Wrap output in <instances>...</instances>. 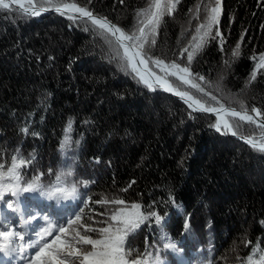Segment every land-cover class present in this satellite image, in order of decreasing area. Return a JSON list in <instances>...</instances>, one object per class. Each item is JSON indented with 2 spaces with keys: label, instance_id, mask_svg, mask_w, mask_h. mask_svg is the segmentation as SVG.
Wrapping results in <instances>:
<instances>
[{
  "label": "trees",
  "instance_id": "16d2710c",
  "mask_svg": "<svg viewBox=\"0 0 264 264\" xmlns=\"http://www.w3.org/2000/svg\"><path fill=\"white\" fill-rule=\"evenodd\" d=\"M33 1L40 6V0ZM63 2L87 7L126 33L136 29L138 11L149 4ZM210 4L215 0H179L171 15L163 16L155 45L145 47L147 54L166 64L186 65L187 53H180L193 43ZM16 9L11 5V10H0V153L6 158L16 150L25 157L34 153L37 172L70 168L73 180L90 182L80 187L81 199L91 200L69 239L74 230L96 238V232L85 229L107 226L110 210L139 203L145 214H160L162 222L157 226L146 221L128 242L140 254L161 252L166 264H243L256 244L264 250V152L241 138L260 141L257 124L227 116L239 125L233 129L237 135L217 132L211 127L216 115L194 112L155 85L150 90L122 67L114 57L115 45L108 43L113 38L92 31L90 23H74L59 13L22 16ZM220 9V22L213 28V35L218 30L220 36L209 38L190 70L205 77L209 84L200 83L220 104L241 110L242 102L249 115L264 120V68L256 69L253 59L264 54V0H221ZM237 44L240 55L233 56ZM148 66L163 75L155 64ZM253 71L256 79L250 82ZM169 79L219 107L175 77ZM65 134L71 143L62 151ZM117 198L125 205L102 203ZM33 199L44 209L40 214L60 218L59 223L82 206L56 204L30 193L22 198ZM161 228L177 243L178 252L162 250Z\"/></svg>",
  "mask_w": 264,
  "mask_h": 264
},
{
  "label": "snow or ice",
  "instance_id": "6c2138e0",
  "mask_svg": "<svg viewBox=\"0 0 264 264\" xmlns=\"http://www.w3.org/2000/svg\"><path fill=\"white\" fill-rule=\"evenodd\" d=\"M12 3L19 5L15 11L22 16H39L51 9L61 15H67V18L74 23L77 19L90 23L92 31H98L102 36L107 34L113 38L109 39L108 43L110 46L115 45L112 49L114 57L122 62V67L135 73L150 90H156L155 85L180 97L194 112L216 113L217 121L211 127H214L217 132L223 130L222 134L237 135L233 129L239 125L235 121L229 122L226 119L227 116L238 117L239 121H247L250 124L258 123L252 115L248 114V109L242 102L241 110L225 108L219 103L217 97L200 83L203 81L204 84H209L205 77L193 74L190 70L195 54L202 50L209 38L215 40L220 36L218 30L213 35V28L220 22L221 0H215L214 6L210 4L206 7L205 22L196 28V35L192 38L193 43L180 53L181 57L187 53V64L184 66L175 61L166 64L163 59H153L145 51L146 46L155 45V35L163 16L171 15L179 0H149L148 6L138 11L137 27L131 33H126L106 17L95 16L87 7H80L75 3H64L63 0H40V6L35 7L29 0L28 6L25 7L22 0H10V2L0 0V10H11ZM69 11L78 13L79 16L68 14ZM83 30L89 31L90 29L85 27ZM221 43H223L222 38ZM120 49H123V53ZM232 55H240L239 44L236 45ZM253 59L257 61L256 69L264 68V54L253 57ZM149 63L158 66L163 75L148 71ZM139 65L144 66L143 70ZM169 77H175L204 97H210L219 107L209 106L189 91L177 88ZM255 79L256 71H253L250 82ZM251 111L257 116L262 115L257 108H252ZM258 127L261 129L259 144L254 138H241L253 148L264 152V120L258 123ZM22 131L27 134L28 128L25 127ZM71 131L72 122L69 121L68 133ZM70 143L69 135L65 134L61 141V150L70 147ZM35 163L34 153L25 157L19 150H16L7 158L0 153V256L7 258V261L0 260V264H12V261L17 258L24 259L26 253L30 257L27 259V264H166L161 252L145 251L140 254L133 244L128 242V236L133 235L146 221L154 222L157 226L162 222L160 214L155 211L145 214V210H142L139 203L110 210L109 218L105 222L107 226L95 229L87 227L85 232H96L98 234L96 238L87 234L82 235L79 230H74L69 239L70 229L81 221L83 209L91 200V197L81 199L80 187L87 188L90 182L82 179L73 180L74 171L70 168H60L55 172L49 168L37 172L33 167ZM30 167H32L31 173L28 172ZM45 175L48 176L47 182L44 181ZM25 193L33 194V197L38 195L56 204L67 201L80 202L82 206L71 218L66 219L64 223H59L60 218L52 219L47 214H40L44 212V209L38 200H22ZM6 196L10 198L6 200ZM102 203L125 205V201L119 198L111 201L105 199ZM3 209L10 210L11 215L5 213ZM187 227L186 224L185 228ZM160 232L161 239L164 241L162 250L178 252L177 243L169 238L163 228ZM77 245H90L91 247L84 248L77 247ZM29 250L34 251L29 252ZM243 264H264V250L259 244L254 246L252 253Z\"/></svg>",
  "mask_w": 264,
  "mask_h": 264
},
{
  "label": "water",
  "instance_id": "95a60500",
  "mask_svg": "<svg viewBox=\"0 0 264 264\" xmlns=\"http://www.w3.org/2000/svg\"><path fill=\"white\" fill-rule=\"evenodd\" d=\"M6 1H7V2H10V0H6ZM31 2H32V4H33L35 7H39V6H37V5L34 3L33 0H31ZM11 5H13V6L19 8V6L16 5L15 3H12ZM52 13H58V12H56L55 10H51V9H50V10H48V11L43 12L41 15L52 14ZM68 14L76 15L75 13H71V12H69ZM148 71L153 72V71L149 68V66H148ZM161 90L164 91L162 88H161ZM164 92L169 93V94H171V95L177 97L180 101H182L183 103H185L180 97L174 95L172 92H167V91H164ZM185 104L188 106L187 103H185ZM225 108H226V107H225ZM234 109H236V108H234ZM199 112H200V111H199ZM204 113H210V114H214V115H216V113H212V112H204ZM252 116H253V118H254L258 123L261 121V119H258V118L255 117L254 115H252ZM258 123H257V125H258ZM244 140H245V139H244ZM255 142L257 143L258 141H255Z\"/></svg>",
  "mask_w": 264,
  "mask_h": 264
},
{
  "label": "rangeland",
  "instance_id": "374dc122",
  "mask_svg": "<svg viewBox=\"0 0 264 264\" xmlns=\"http://www.w3.org/2000/svg\"><path fill=\"white\" fill-rule=\"evenodd\" d=\"M226 119H228V118L226 117ZM32 251H34V250H29V252H32ZM28 258H30V257H29V255H28V253H26L24 259H19V258H17L16 260H13V261H12V264H27V259H28ZM0 260L7 261V258H6V257H2V256H0Z\"/></svg>",
  "mask_w": 264,
  "mask_h": 264
},
{
  "label": "bare ground",
  "instance_id": "6f19581e",
  "mask_svg": "<svg viewBox=\"0 0 264 264\" xmlns=\"http://www.w3.org/2000/svg\"><path fill=\"white\" fill-rule=\"evenodd\" d=\"M6 2H7V1H6ZM22 3L24 4L25 7H27L28 4H29V0H22ZM31 3H32V2H31ZM16 5H18V4H16ZM18 6H19V5H18ZM69 12H70V11H69ZM71 13H72V12H71ZM139 67L143 70V67H144V66H143V65H139ZM145 74L147 75V73H145ZM153 79H154V78H153ZM216 116H217V115H216ZM259 142H260V141H258L257 144H259Z\"/></svg>",
  "mask_w": 264,
  "mask_h": 264
}]
</instances>
